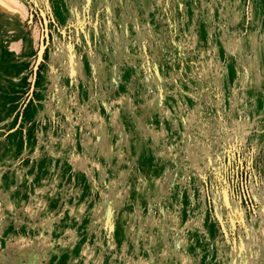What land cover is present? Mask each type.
<instances>
[{"label": "rangeland", "instance_id": "1", "mask_svg": "<svg viewBox=\"0 0 264 264\" xmlns=\"http://www.w3.org/2000/svg\"><path fill=\"white\" fill-rule=\"evenodd\" d=\"M0 1V264H264V0Z\"/></svg>", "mask_w": 264, "mask_h": 264}, {"label": "bare ground", "instance_id": "2", "mask_svg": "<svg viewBox=\"0 0 264 264\" xmlns=\"http://www.w3.org/2000/svg\"><path fill=\"white\" fill-rule=\"evenodd\" d=\"M3 3L0 1V11H5L6 9L3 7ZM13 26L17 27V22L13 21Z\"/></svg>", "mask_w": 264, "mask_h": 264}]
</instances>
